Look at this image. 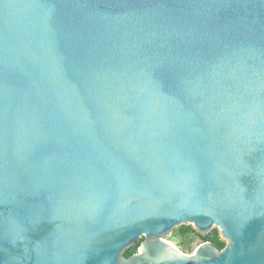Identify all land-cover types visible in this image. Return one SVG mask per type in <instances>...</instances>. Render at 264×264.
I'll return each instance as SVG.
<instances>
[{"label": "water", "instance_id": "obj_1", "mask_svg": "<svg viewBox=\"0 0 264 264\" xmlns=\"http://www.w3.org/2000/svg\"><path fill=\"white\" fill-rule=\"evenodd\" d=\"M0 264H264V0H0Z\"/></svg>", "mask_w": 264, "mask_h": 264}, {"label": "rangeland", "instance_id": "obj_2", "mask_svg": "<svg viewBox=\"0 0 264 264\" xmlns=\"http://www.w3.org/2000/svg\"><path fill=\"white\" fill-rule=\"evenodd\" d=\"M183 226H190L191 230L188 232L182 233L181 229L183 228ZM214 230L218 231L220 240L226 243L227 240L221 236L220 230L218 227L213 226L209 230H207L204 235H202L198 232V230L192 224H189V223H184V224H180V225L173 227L170 232H168L167 234L163 236V238L173 243L183 253L189 254L194 251V249L197 247L198 244L205 241L202 239V236L212 237L214 234L213 233ZM142 239L143 237H141L132 246H130V248L137 245V250H138V245L140 241H142Z\"/></svg>", "mask_w": 264, "mask_h": 264}, {"label": "trees", "instance_id": "obj_3", "mask_svg": "<svg viewBox=\"0 0 264 264\" xmlns=\"http://www.w3.org/2000/svg\"><path fill=\"white\" fill-rule=\"evenodd\" d=\"M191 230L190 226H183V228L181 229L182 233L188 232ZM213 236L212 237H208V236H202L203 240H207L212 242L217 248L221 249L225 246V242H223L222 240H220L219 235H218V231L214 230L213 232ZM139 246V245H138ZM137 251V245L128 248L124 251V256H129L133 253H135Z\"/></svg>", "mask_w": 264, "mask_h": 264}, {"label": "bare ground", "instance_id": "obj_4", "mask_svg": "<svg viewBox=\"0 0 264 264\" xmlns=\"http://www.w3.org/2000/svg\"><path fill=\"white\" fill-rule=\"evenodd\" d=\"M173 244V243H172Z\"/></svg>", "mask_w": 264, "mask_h": 264}]
</instances>
